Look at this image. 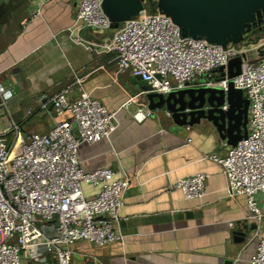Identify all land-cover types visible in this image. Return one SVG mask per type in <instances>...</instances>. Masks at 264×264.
<instances>
[{
    "label": "built area",
    "instance_id": "built-area-1",
    "mask_svg": "<svg viewBox=\"0 0 264 264\" xmlns=\"http://www.w3.org/2000/svg\"><path fill=\"white\" fill-rule=\"evenodd\" d=\"M76 3L75 21L69 28L74 40L94 47L98 53H114L118 74L141 76L152 91L164 95L203 85L220 86L227 93L231 80L247 94V137L230 146L223 157L205 154L203 158L222 166L229 198L246 196V240L257 241L251 264H264V54L255 56L249 40L223 47L206 38L183 36L172 17L146 8L113 29L103 0ZM84 29L112 30L113 34L102 43L90 45L82 35ZM243 54L241 73L232 79L226 74L217 81L219 67ZM76 83L81 91L74 99L70 97L72 86L40 99L39 111L54 124L46 133L25 134L19 122H5L0 115V264H23L22 255L30 248L49 251L57 264H71L72 246L77 242H125L122 223L127 218L119 211L131 185L130 177L124 170L116 176L111 167L86 171L79 157L83 142L111 137L118 127L117 112L85 90L82 78L77 77ZM6 105L4 99L0 101V110ZM228 107L226 101L222 108ZM155 113L147 102L134 117L143 120ZM27 114L33 116L35 110L30 108ZM207 178V173L198 172L176 180L171 187L181 190L186 198H203ZM83 183L100 189L87 197Z\"/></svg>",
    "mask_w": 264,
    "mask_h": 264
},
{
    "label": "crops",
    "instance_id": "crops-1",
    "mask_svg": "<svg viewBox=\"0 0 264 264\" xmlns=\"http://www.w3.org/2000/svg\"><path fill=\"white\" fill-rule=\"evenodd\" d=\"M0 0V110L5 122L14 119L25 134L46 133L52 120L39 111L42 97L72 86L70 97L82 87L116 111L118 127L110 138L79 146L82 167L124 170L131 180L120 215L124 243L95 245L87 241L72 246L71 264H251L257 241L236 243L233 231L247 216V198L231 199L222 166L205 154L223 157L230 145L217 128L203 119L193 126H179L166 110L143 120L135 112L147 103L130 72L117 73L112 52L98 53L74 40L69 28L75 21L77 0ZM112 30H83L90 43H102ZM132 100L124 105L128 100ZM35 114L28 116V109ZM191 138L192 141L188 142ZM198 172L208 174L203 198H186L171 185ZM87 197L98 186L83 183ZM23 264H57L47 250L30 248Z\"/></svg>",
    "mask_w": 264,
    "mask_h": 264
},
{
    "label": "water",
    "instance_id": "water-1",
    "mask_svg": "<svg viewBox=\"0 0 264 264\" xmlns=\"http://www.w3.org/2000/svg\"><path fill=\"white\" fill-rule=\"evenodd\" d=\"M147 0H103L102 7L112 21V28L131 19L145 8ZM158 10L172 17L183 36L206 38L209 42L226 47L229 43L243 42L253 28L264 23V0H157ZM264 30V26H261ZM264 35L251 42L259 43ZM264 54V46L260 47ZM242 56L231 59L227 66H220L217 81L234 78L241 73ZM138 85L152 111L167 110L179 126H193L203 119L210 121L230 146H235L248 134L250 100L242 89L229 82L227 93L220 86L187 87L174 90L168 95L152 91L151 85L136 76ZM227 101L229 107L222 106ZM255 225H251L254 228ZM236 243L246 242L248 226L244 221L233 231ZM226 264H232L227 260Z\"/></svg>",
    "mask_w": 264,
    "mask_h": 264
},
{
    "label": "trees",
    "instance_id": "trees-1",
    "mask_svg": "<svg viewBox=\"0 0 264 264\" xmlns=\"http://www.w3.org/2000/svg\"><path fill=\"white\" fill-rule=\"evenodd\" d=\"M145 8L151 13L159 11L158 10V2H157V0H147L146 3H145ZM257 34H258L257 31H252V32L248 33L246 35L244 41L250 40L251 38H253ZM240 43H238V44H240Z\"/></svg>",
    "mask_w": 264,
    "mask_h": 264
},
{
    "label": "rangeland",
    "instance_id": "rangeland-1",
    "mask_svg": "<svg viewBox=\"0 0 264 264\" xmlns=\"http://www.w3.org/2000/svg\"><path fill=\"white\" fill-rule=\"evenodd\" d=\"M257 36H258V35L254 36V37L251 38L249 41H250V42H253V41L257 38ZM262 44H264V38H263L262 40H260L259 43H257V44H253V43L251 44V45H252L251 47H253L254 50H255V52H254V55H255V56H257V55L260 54V47H261ZM251 47H250V48H251Z\"/></svg>",
    "mask_w": 264,
    "mask_h": 264
},
{
    "label": "flooded vegetation",
    "instance_id": "flooded-vegetation-1",
    "mask_svg": "<svg viewBox=\"0 0 264 264\" xmlns=\"http://www.w3.org/2000/svg\"><path fill=\"white\" fill-rule=\"evenodd\" d=\"M261 26H264V23H262L261 25H259L258 27L256 28H253L252 31H257L258 34L257 35H264V30L261 29ZM251 31V32H252Z\"/></svg>",
    "mask_w": 264,
    "mask_h": 264
}]
</instances>
